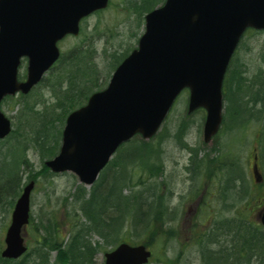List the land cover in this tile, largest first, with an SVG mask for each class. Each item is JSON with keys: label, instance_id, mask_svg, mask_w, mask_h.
I'll use <instances>...</instances> for the list:
<instances>
[{"label": "water", "instance_id": "water-1", "mask_svg": "<svg viewBox=\"0 0 264 264\" xmlns=\"http://www.w3.org/2000/svg\"><path fill=\"white\" fill-rule=\"evenodd\" d=\"M109 1L0 0V106L6 96L28 95L60 59L59 41L78 36L81 21ZM146 16L137 49L116 68L109 85L68 115L59 154L45 162L51 172H71L92 186L122 144L135 135L152 139L184 89L190 92L188 113H207L205 142L219 132L228 66L245 31L264 30V0H166ZM26 58L27 79L20 81ZM12 129L0 109V139ZM254 167L257 178V163ZM34 186V180L24 186L14 206L4 258L19 259L28 250ZM151 256L147 246L123 242L106 254L105 263L147 264Z\"/></svg>", "mask_w": 264, "mask_h": 264}, {"label": "rangeland", "instance_id": "rangeland-1", "mask_svg": "<svg viewBox=\"0 0 264 264\" xmlns=\"http://www.w3.org/2000/svg\"><path fill=\"white\" fill-rule=\"evenodd\" d=\"M141 1L143 0H111L108 9L103 10L101 13L92 14L82 23V31L79 37L70 36L61 41L59 46L63 58L67 59L71 53H77V49L93 52V56L89 55L83 58L82 61L76 63V67L78 65H89L92 68L94 65L95 73H93L94 79H91L92 83L96 82L99 87L105 88L120 59L126 57V54L136 48L139 37L144 31L143 23L145 19L139 18L137 8ZM153 1L157 6L165 0H151V2ZM235 56L236 61L231 67L234 69L235 78L240 76V79L244 77L252 80L261 72L264 73V32L248 31ZM84 62H87V64ZM26 64L25 61L21 65L19 76L22 79L26 78ZM76 67L68 65L64 61V63L56 66V69H53L52 72H49L46 80L52 78L50 80L52 84L57 83L68 74L75 76ZM96 71L100 74L98 75ZM240 71H242V75L239 74ZM230 78L231 82L237 80L232 79L231 73ZM73 80L81 83V77L79 76L77 78L73 77ZM92 83L88 85L93 88ZM38 87L28 96L26 102H30L44 116L51 115L63 90H59V97H57L55 95L56 87L53 89L50 87L49 89L45 85ZM251 89L245 88L242 91V96H244L246 102L252 93ZM258 92L256 91V93ZM188 101L189 92L184 91L177 99V104L174 106L170 117L163 124L162 130L154 137L155 139L152 140L149 146V157H151L152 164H155V168L160 174L154 178L147 176L146 172H143L141 162L138 160L137 168H131V171L135 173L133 174L132 184L139 185V181L143 177L145 181L143 185L155 182L156 187L162 189L161 200H159V207L156 210V217L158 215L159 220L153 224L152 228L134 230L124 228L119 236L122 240H126L133 245L138 243L148 244L154 253L151 264H164L160 262L161 260L171 262L170 264H204L203 251L205 249L201 247L203 244L210 250H225L230 253V235L225 230V225H227L228 220H232L234 217H246L255 226L263 227L259 217L264 209V187L255 186L252 167L253 153L257 148L256 143L259 139L260 125L253 120L245 126L244 130L240 129L241 131L238 130L235 133L230 131L232 130V123L227 122L219 133V137L215 138L212 144H205L202 132L206 113L197 111L192 115L187 114ZM22 102H24L23 99L17 96L16 98L6 99L2 105V111L13 119L14 130L22 121L21 127H26L32 122L30 114H34L29 111L26 113L27 115L23 116L22 121L18 118V112L24 107ZM59 111L57 110V112ZM17 120L19 121L18 124ZM55 122V128L52 129L51 135H56L57 129L62 128L58 120ZM181 127L182 130L180 136H178ZM141 140L137 138L134 142L140 143ZM27 144L30 147L27 155H29L34 167L31 170L25 169L21 173V177H24L23 182L25 184L31 180L36 181L31 196V223L37 225L40 220L53 219L59 224L62 238L67 239L72 232L71 225L75 221L73 212L74 210L77 211L79 206L73 196L80 187L81 182L71 172L55 174L54 176L41 174L43 168L41 157L32 143L27 142ZM9 145L11 144H4L0 141V156L2 158H4L3 154H7L11 148ZM132 147L131 145L127 146L125 150L129 152ZM191 154H195V158H197L198 172L195 176L190 169ZM238 160L242 162L244 168L243 171L241 170V176L245 179L244 188L239 183L236 186L234 184V181L240 177L238 175L240 170L236 175H233L234 179L232 182L228 181L229 183H225L223 179V170L221 176L214 177V168L218 164L221 168L223 162L229 165L231 162H235L236 165ZM116 171H119V169ZM104 173L101 192L108 193L110 190L119 189L123 181L122 175L114 173L111 169L106 170ZM31 176L36 178L31 179ZM213 179L214 183L210 185V181ZM252 184L255 186L252 188L254 200L248 199L240 202L239 198L244 196L241 191L247 189L252 192V189H249ZM210 186L212 187L210 188ZM206 187L212 190L222 187V197L218 200L220 203L208 201V208L204 209L200 216H193L189 209L195 208L196 203H194V200L202 195ZM91 189L92 187L87 188L88 193ZM123 194H129V189H123ZM188 195H190V198L183 199ZM256 198L261 201L259 205ZM12 209L7 211V209L2 210L0 208L1 250L6 246L4 244L5 233L11 224ZM68 214L72 216L69 217ZM33 225L32 227L29 226L26 232V241L30 249L37 246L36 241L38 239ZM240 230L242 231V229ZM89 239L94 244L99 242L102 246L96 257L98 263L104 261L106 252H110L116 247L104 244V240L97 233H91ZM235 252L236 249L233 253L235 254ZM51 254V262H54L57 254L55 252ZM238 262L240 264L247 263L241 257ZM217 263L214 259L211 262V264ZM250 264H257V262H251Z\"/></svg>", "mask_w": 264, "mask_h": 264}, {"label": "trees", "instance_id": "trees-1", "mask_svg": "<svg viewBox=\"0 0 264 264\" xmlns=\"http://www.w3.org/2000/svg\"><path fill=\"white\" fill-rule=\"evenodd\" d=\"M155 7L154 1H141L139 6H137L139 18H145V14ZM250 31L255 32L253 30ZM80 51V49H77V53H71L67 59H61L60 63L65 61L66 64L76 67V63L82 61L83 58L89 55L93 56V52L89 50ZM84 63L87 64V62ZM232 66L233 62L229 67L223 89L224 101L226 102L224 123L226 124L229 121V123L237 124L238 126L243 120L245 122H252L253 120L258 122L261 128L258 139V156L264 177V73L261 72L260 75L255 76L252 80L244 77L240 79V76L235 78ZM93 73H95L94 65L92 68L89 65H78L75 76L68 74L65 78L52 84L50 82L52 78L45 79L39 86L45 85L47 88L50 87L52 89L56 87L55 95L57 97H59V90H63L51 115L44 116L30 102H26L30 94L28 96L20 95L24 101L22 102L24 107L18 112V118L22 121L23 116L27 115L28 111L34 115L30 114L32 122L26 127H21L23 121L18 124L19 121L17 120L16 130H13L7 139L0 140L4 144H11L9 145L11 148L8 153L3 154L4 158L0 156V208L2 210L7 209L8 211L14 207L16 199L20 196L22 187L25 184L21 173L25 169L31 170L34 167L29 155H27L30 149L27 142L33 144L34 149L41 157L43 164L41 174L43 173L47 176L55 175L50 172L44 160L53 159L58 154L63 133L62 128L67 120L66 117L74 109L84 105L90 97L89 95L96 89H102L96 82L92 83L91 79H94ZM96 73L100 74L97 71ZM230 73L233 76L232 79L235 78L237 80L231 82ZM241 73L242 71L239 74ZM78 76L81 77V83L73 80V77L77 78ZM89 83H92L93 88L88 85ZM245 88L248 90L252 88V93L247 98V102L242 96V91ZM253 89L255 90L254 92ZM256 91L259 92L256 93ZM57 110L60 111L57 112ZM251 114L256 115V118L249 119ZM56 120L61 123L62 128L57 129L56 135H51L52 129L55 128ZM237 126L232 125V129L236 128L235 131H238L242 127ZM137 138L135 137L130 143L119 148V153L115 157L116 160L114 159L101 173L98 182L94 184L89 193L85 186L80 185L78 187L77 192L73 196L79 204L78 212L75 210L73 212L75 221L71 225L72 232L67 239L62 238L59 224L53 219L40 220L37 225L31 223L30 226L32 227L33 225L34 232L38 235L37 246L34 249L29 248L24 256L17 260H10L0 255V264H105L104 262L98 263L96 261L102 246L99 242L94 244L89 239L91 233H97L104 240V244L115 246L124 241L119 238L120 232L124 228H129L130 230L152 228L153 224L159 220V216L157 215L156 217V210L159 207L162 189H158L154 184L155 182L143 185L145 184L143 177L140 179L139 185L132 184L133 174L135 173L131 171V168H137L138 161H140L141 166H143V172H146L147 176L154 178L160 172L155 168V164H152L151 157L148 154L151 143L142 138L140 143L134 142ZM130 145L133 147L128 152L125 148ZM242 166L240 160L237 161L236 165L235 162H231L230 165L223 162L221 168L225 183L228 181L232 182L231 180L234 179L233 175H236L238 170H240L238 174L240 177L234 181V184L236 186L239 183L244 188L245 179L241 176V170L243 171L244 169ZM109 169L116 174L120 173L123 181L119 189L110 190L108 193L101 192L104 172ZM117 169L119 171H116ZM32 178L36 177L31 176ZM127 188L129 189V194H123V189ZM241 193L244 196L239 198L240 202L248 199L254 200L253 190L251 192L246 189L242 190ZM257 202L259 205V200ZM68 216L71 217L72 215L68 214ZM227 222L225 230L230 235V253L225 250H210L203 244L201 247L205 249L203 251L204 264H211L213 259L218 262L217 264H240L236 262L243 255L244 258H248L245 264L254 263L255 261L257 264H264V228L255 226L246 217H234ZM1 248L0 242V254ZM235 249L236 252L234 254ZM52 252L57 254L54 262H51ZM160 262L164 264L171 263L163 260ZM151 263L152 260L148 264Z\"/></svg>", "mask_w": 264, "mask_h": 264}, {"label": "flooded vegetation", "instance_id": "flooded-vegetation-1", "mask_svg": "<svg viewBox=\"0 0 264 264\" xmlns=\"http://www.w3.org/2000/svg\"><path fill=\"white\" fill-rule=\"evenodd\" d=\"M252 118L253 119L256 118V115L251 114L249 119H252ZM242 122H243V126L245 127L246 125L249 124L250 121L245 122V120H243ZM232 125L236 126L237 124H233L232 123ZM260 129L261 128H259V131H258L259 134H260V131H261ZM181 130H182V127L178 131V136H180ZM190 159H191V161L193 160V163H192V166H191L190 169L192 170L193 175L195 176V174H197V172H198V165H197V161H196L197 158H195V154H191V158ZM214 169H215L214 173H213L214 177L215 176H221L222 169L220 168V165L218 164V166H216ZM254 182H255V180H254ZM213 183H214V179L212 181H210V185H213ZM262 183H263V181L260 182V183H256V184H262ZM211 187L212 186H210V188ZM210 188L206 187L203 190L204 192L202 193V195L199 198L194 200V203H196L195 208L194 209H189V211L191 212V214H193V216H200L201 213H203L204 209L208 208V204H209L208 201L220 203L218 200H220L221 197H222V192H223L222 191V187L221 188H216V189H213V190L210 189ZM188 198H190V195H188L185 198L183 197V199H188Z\"/></svg>", "mask_w": 264, "mask_h": 264}, {"label": "bare ground", "instance_id": "bare-ground-1", "mask_svg": "<svg viewBox=\"0 0 264 264\" xmlns=\"http://www.w3.org/2000/svg\"><path fill=\"white\" fill-rule=\"evenodd\" d=\"M239 47H240V44H239V46H238V48H237V49H239Z\"/></svg>", "mask_w": 264, "mask_h": 264}]
</instances>
